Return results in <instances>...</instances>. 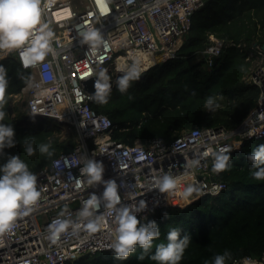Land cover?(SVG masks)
<instances>
[{
  "label": "built area",
  "instance_id": "2783aa9c",
  "mask_svg": "<svg viewBox=\"0 0 264 264\" xmlns=\"http://www.w3.org/2000/svg\"><path fill=\"white\" fill-rule=\"evenodd\" d=\"M209 0H41L40 23L34 30L47 25L51 31L49 49L44 57L25 67L22 49L9 50L30 78L23 89L27 95V111L32 118H46L70 127L76 134V146L53 159L49 167L35 173L41 195L27 216L18 218L11 231L0 234V264H66L87 254L111 251L116 228V212L101 202L92 217L82 218L80 212L92 194L102 197L103 183L89 185L80 169L88 159L103 163V180H115L123 206L146 207L137 212L139 219L154 215L167 206H185L206 195H218L227 188L220 172L213 171L214 152L236 150L252 139L264 138V45L254 46L251 57L259 60L248 74L246 82L259 89L257 105L235 129L225 127H195L184 130L172 142L155 137L143 144L118 142L112 138L115 125L97 112L85 82L101 70L123 76L136 64L140 75L159 63L177 57L184 37L191 28L194 14ZM100 33L102 42L95 48L85 42L88 30ZM201 51L209 67L219 57L225 44L215 37ZM31 45V38L24 45ZM3 51H0V53ZM0 59V60H2ZM76 158L77 163L65 167L64 158ZM60 161V167L54 165ZM193 161H199L193 164ZM171 174L178 178L174 194L161 193L153 187V177ZM79 181V183H78ZM186 183L182 196L180 183ZM100 217L95 231L85 227L88 219ZM70 221V226L52 239L56 220ZM227 264H264L259 258L245 256Z\"/></svg>",
  "mask_w": 264,
  "mask_h": 264
},
{
  "label": "trees",
  "instance_id": "16d2710c",
  "mask_svg": "<svg viewBox=\"0 0 264 264\" xmlns=\"http://www.w3.org/2000/svg\"><path fill=\"white\" fill-rule=\"evenodd\" d=\"M207 12L194 16L177 57L159 63L131 82L125 93L118 90L116 76L111 84L108 103L95 100L93 108L107 115L115 125L112 138L118 142L143 144L155 137L170 143L184 130L195 127L222 126L228 130L238 127L256 107L257 86L246 82L250 73L254 46L264 45V0H209L201 9ZM197 11V12H198ZM195 15V14H194ZM210 36L228 44L209 67L200 59L201 51L213 42ZM8 81L5 104L0 109L5 117L0 123L14 128L15 146L5 148L0 155V167L10 156H18L35 174L49 167L54 158L76 146V134L61 139L57 122L26 121L19 112L13 117L12 97L23 92L30 72L24 69L13 54L0 60ZM113 81V80H112ZM208 97H216L220 107L215 112L205 109ZM222 97V99H219ZM27 125L23 126L22 121ZM26 140H34L37 151L29 157L23 150ZM51 144L53 156L39 152V145ZM264 138L252 139L228 153L229 166L219 177L227 188L218 195H206L186 206H167L154 215L141 219L155 221L160 238L153 242L147 254L137 247L127 260L114 257L113 251L87 254L66 264H157L151 259L156 246L167 243V234L180 230V238H190L180 264H205L216 254L230 253L226 264L235 258L261 257L264 253V180H255L247 154ZM2 174V173H0ZM144 255V259H138Z\"/></svg>",
  "mask_w": 264,
  "mask_h": 264
},
{
  "label": "clouds",
  "instance_id": "9594fccd",
  "mask_svg": "<svg viewBox=\"0 0 264 264\" xmlns=\"http://www.w3.org/2000/svg\"><path fill=\"white\" fill-rule=\"evenodd\" d=\"M40 3L41 0H0V49H24L21 52L22 58L27 56L28 59H23L25 67L30 63L41 60L45 55V49H49V38L52 36L51 31L45 32L47 25L39 28V35L35 34V29L40 23ZM83 38L85 42H90L95 48L102 38L96 30H88L84 32ZM31 38V45L24 48L26 42ZM5 68L0 65V109L5 104V95L7 91L8 81ZM140 76V70L136 64L129 67L125 74L117 81L118 90L125 93L130 87L132 81L137 80ZM106 75V70H101L98 73V79L95 84L96 92L90 98L97 103H108V96L111 92V84ZM216 97H208L205 102V109L210 112H215L220 105L216 103ZM222 99V97H219ZM5 117L4 111L0 110V121ZM14 128L0 123V155L3 154L5 148L15 146ZM51 144L39 145V152L46 154L48 157L53 156L54 151H50ZM24 152L29 156L35 155L37 148L34 140H26L23 145ZM228 149H220L214 152L213 171L219 172L225 170L229 166L231 157L225 154ZM246 159L251 162L253 168L257 169L251 173L255 180H264V144H261L247 154ZM76 158L71 160L64 158L65 167H71L76 164ZM193 164H198L199 161H193ZM54 165L59 168L60 161H54ZM104 166L103 163L93 159H88L83 168L80 169L82 175L87 176L89 185L103 183L104 192L102 197H97L92 194L91 198L84 204L80 216L82 218L92 217L96 210H99L101 202H104L105 207L111 214L112 210L116 212V228L115 236L111 248L114 257L117 260L125 261L133 253L137 247L147 254L153 247V242L160 238V230L155 221H147L142 223L136 215L142 211L146 204L140 202L137 207L123 206L116 208L120 204V195L118 192L117 183L115 180L104 181ZM0 234L11 231L15 226L18 218L27 216L31 211V206L39 199L41 193L37 189V176L28 170V166L18 156H10L7 163L0 167ZM178 178L171 174L153 177V187L161 193L174 194ZM79 183V181H78ZM194 191L193 188H188L185 195H190ZM100 217L88 219L85 227L89 231H95L98 227ZM71 222L66 220H56L52 225V239L58 238L61 232H64ZM73 231L80 227L79 224H71ZM190 238L184 236L180 238V230L177 228L171 229L167 234V243H160L156 246L155 255L151 259L157 264H180L186 248L188 247ZM230 257V253L225 250L223 254H216L211 264H226V260ZM144 259V255L138 257ZM209 264V261H205Z\"/></svg>",
  "mask_w": 264,
  "mask_h": 264
},
{
  "label": "rangeland",
  "instance_id": "374dc122",
  "mask_svg": "<svg viewBox=\"0 0 264 264\" xmlns=\"http://www.w3.org/2000/svg\"><path fill=\"white\" fill-rule=\"evenodd\" d=\"M207 12H203L202 10L198 11L195 13L194 16L196 17H199L200 15H205ZM214 36H210V40L213 39ZM252 54V53H251ZM9 55H6V57H8ZM2 59V58H0ZM4 59V58H3ZM259 60L257 59V57L255 56L253 58V61H252V66H251V69L250 71L255 67L257 66ZM108 78H109V83L110 82H114V80L116 79V74L111 71L108 73ZM115 78V79H114ZM248 79V75L246 77ZM113 80V81H112ZM110 83V84H112ZM26 101H27V95L22 92L21 94H18V95H15L12 97V101H11V104H12V107H14V111L12 113V116L13 117H16L18 116L19 112H21V114L23 115L24 119L30 123H36V122H41L42 120L40 119H36V118H32L29 114H28V111H27V105H26ZM26 121H22L21 124L23 126H26L27 123ZM50 119L46 118L43 120V122H49ZM51 121H54V120H51ZM56 122V121H55ZM58 126L56 127L57 128V133L59 134V136L61 137V139H66V138H69L70 135H72L74 133L73 130L69 129L70 127L68 126H65V125H62V124H57ZM237 147H239V145H237ZM181 187V191H182V196L184 197H187V195H185L186 193V183L185 181L180 183L179 185ZM189 196V195H188ZM185 206V205H183Z\"/></svg>",
  "mask_w": 264,
  "mask_h": 264
},
{
  "label": "water",
  "instance_id": "95a60500",
  "mask_svg": "<svg viewBox=\"0 0 264 264\" xmlns=\"http://www.w3.org/2000/svg\"><path fill=\"white\" fill-rule=\"evenodd\" d=\"M185 38V37H184ZM264 47V46H263ZM98 79V75L96 77H93L89 80H87L84 84H85V87H86V90L91 93L92 95L95 94L96 92V89H95V84H96V81Z\"/></svg>",
  "mask_w": 264,
  "mask_h": 264
},
{
  "label": "bare ground",
  "instance_id": "6f19581e",
  "mask_svg": "<svg viewBox=\"0 0 264 264\" xmlns=\"http://www.w3.org/2000/svg\"><path fill=\"white\" fill-rule=\"evenodd\" d=\"M0 51H3L0 53V58L3 57V55L6 53L7 49H0ZM181 204L185 205V201L184 199L181 200Z\"/></svg>",
  "mask_w": 264,
  "mask_h": 264
},
{
  "label": "crops",
  "instance_id": "0c3cea01",
  "mask_svg": "<svg viewBox=\"0 0 264 264\" xmlns=\"http://www.w3.org/2000/svg\"><path fill=\"white\" fill-rule=\"evenodd\" d=\"M246 77H247V76H246ZM246 77H245V80L247 79Z\"/></svg>",
  "mask_w": 264,
  "mask_h": 264
}]
</instances>
